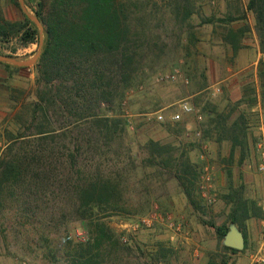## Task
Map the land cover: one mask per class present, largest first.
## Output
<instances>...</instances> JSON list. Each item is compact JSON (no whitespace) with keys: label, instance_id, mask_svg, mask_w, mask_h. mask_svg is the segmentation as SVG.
<instances>
[{"label":"trees","instance_id":"16d2710c","mask_svg":"<svg viewBox=\"0 0 264 264\" xmlns=\"http://www.w3.org/2000/svg\"><path fill=\"white\" fill-rule=\"evenodd\" d=\"M156 7L154 0H38L34 7L44 26V44L37 62L39 87L30 103L14 100L7 127L0 132V215L6 209L20 213L23 225L30 226L27 242L34 247L31 252L43 262L146 264L124 241L123 233L106 222L112 214L126 212V193L131 181L140 175L143 179L136 182L141 185L156 184L170 176L180 184L190 206L196 211L202 209L198 163L184 155L179 157L173 146L155 140L140 148L147 153L140 162L134 143L127 142L126 120L115 112L112 117L102 113L103 105L113 110L125 99L138 71L157 47L160 36L153 28L163 18L158 17ZM164 7L182 32L193 27L189 21L197 14L194 0H165ZM246 12L255 16L263 56L258 75L264 109V0H249L245 11L238 10L237 15L218 21L228 26L246 20ZM23 16V21L0 20L1 43L16 41L27 47L40 40L35 23ZM215 21L206 17L202 24ZM225 28L224 41L236 54L245 47L244 34L250 27L238 31ZM217 117L219 120L209 126L229 135L231 156L240 149L242 164L249 151L245 116L228 127H223L226 119L222 115ZM183 125L186 123H176V132ZM204 132L207 139L209 129ZM148 168L154 171L147 173ZM227 177L221 198L230 207L229 223L242 231L247 248L246 224L264 218V210L246 195L243 183H235L231 171ZM1 227L0 216V244ZM211 227L221 240L229 231V226ZM78 229L86 231L85 241L78 238ZM223 249L239 253L225 246ZM159 260L158 254L153 255L151 264ZM208 264L221 263L212 259Z\"/></svg>","mask_w":264,"mask_h":264},{"label":"rangeland","instance_id":"374dc122","mask_svg":"<svg viewBox=\"0 0 264 264\" xmlns=\"http://www.w3.org/2000/svg\"><path fill=\"white\" fill-rule=\"evenodd\" d=\"M22 1L27 12L36 17L34 7L38 0ZM154 2L157 5L158 17L163 18V21H158L160 23L155 24L153 28L158 37L160 36V39H156L157 47L152 50L138 71L136 81L130 87L131 89L126 91L125 99L120 104L116 103L113 110L112 107L103 105L102 113L112 117L115 112L126 120L129 125L127 142L134 143L140 162L147 157V153L140 148L150 140H155L164 145L173 146L179 157L184 155L185 158L189 157L192 162L198 163L200 166L198 191L202 209L196 211L190 206L180 184L170 176L161 178L156 184L141 185L136 182L143 179L140 175L137 180L131 181L130 189L126 193L128 198L126 212L112 214L106 222L117 232L123 233L128 243L141 257L142 262L146 264H151L152 256L157 254L160 258L158 264H208L212 259L221 264L224 260H227L228 264H249L250 252L261 241V223L264 218H254L247 222L245 227L247 248L237 254L223 249L224 239L219 238L211 224L215 227L231 225L228 220L230 207L221 198L226 192L228 171L232 172L235 183L245 185L246 195L250 199L256 201L262 209L264 206V183L257 170L259 155L256 148L261 123L264 122L259 75V99L262 112L259 108L254 113L251 111L258 106L253 85L246 87V97L242 103L239 102L236 105H245L244 108L240 107L239 114L235 113L236 106L232 107L228 113L217 111L219 102L226 96L222 91L223 84H218L219 81L216 80L224 74L221 68L226 70L229 67L234 72L236 68L246 66L251 60L249 58L258 54L261 55L260 60L263 57L255 32V16L253 13L246 12V20L235 21L227 26L218 19L237 15L238 10L245 11L249 0H194L197 14L189 21L193 27L190 30L184 28L182 32L181 25L167 13V8L164 7L165 0H154ZM23 14L25 13L22 10L21 0H15V2L0 0V20L4 18L13 22L23 21ZM206 17H214L215 24H202V19ZM225 27H231L233 31L250 27V32L244 34L245 47L239 51H246L251 57L237 59L239 51L235 54L231 46L224 41L227 34ZM41 39L44 44V32L42 36L40 35L38 42L27 47H21L16 41L0 42V52L18 60H29L37 55ZM14 48L17 49L15 53ZM212 62L215 63L214 70L210 67V65L213 66ZM17 68H6L0 64V132L2 133L7 127L6 118L13 112L14 100L30 103L37 96L39 87L37 63ZM176 70L181 73V78L175 81H160L161 77L171 75ZM184 100L189 101L199 114L203 113L201 114L203 121L199 123L194 115L182 117L181 122L189 123V125H183V129L178 133L177 128H174L176 123H172L170 117L179 112L178 104ZM159 112L164 115L165 122H158L155 118L149 120V115ZM218 114L226 119L223 127H228L242 115L245 116L249 151L242 164H240V149H236L234 156H231L232 141L229 135L221 134L214 125L209 126L213 120H219ZM8 127L12 131L15 130L14 125ZM198 129L203 131L204 136V129H209L207 139L203 137V140H198L194 136L193 133ZM204 146L207 148L205 149ZM202 153L205 155V161L199 158ZM60 154L62 157V150ZM205 165L214 168L210 183L202 177L205 176ZM153 171L152 168L147 169V173ZM147 185H149V191L144 190ZM51 197L50 193L49 198ZM156 207L160 209L163 217L171 215L174 221L181 225L182 231L178 234L174 233L168 228L166 221H156L151 228L140 227L137 230L132 228L142 218L149 216ZM0 216L3 232L0 263L48 264L37 257L35 252H31V248L34 249V247L27 242L30 240V226L23 225L20 213L13 209H6ZM126 225L128 228L124 227ZM60 230L64 231L65 228ZM77 234L81 241L87 237L86 231L82 229H78Z\"/></svg>","mask_w":264,"mask_h":264},{"label":"built area","instance_id":"2783aa9c","mask_svg":"<svg viewBox=\"0 0 264 264\" xmlns=\"http://www.w3.org/2000/svg\"><path fill=\"white\" fill-rule=\"evenodd\" d=\"M178 78H181V73L179 72V70H176L171 75H165L164 77H161L160 81H166V80L175 81ZM185 82H188V81H185ZM217 91L219 92L220 90L218 89ZM178 107H179V112L172 114L170 117V121L172 123L181 122L182 117L184 115H187V116L194 115L196 116L198 122L202 123L203 116L199 114L196 108L189 101L187 100L181 101L178 104ZM151 118H155V120H157L158 122H165V117L161 112L156 113L154 115H149V120ZM193 134L198 140H203L204 133L201 129L196 130ZM204 148L206 149L207 146H204ZM256 148H257V152L259 155V163H258L257 170L261 177V180L264 183V122L261 123L260 134H259V138L256 144ZM199 158L201 161H205L204 153L200 154ZM204 167H205L204 168L205 176H202V177L207 183H210L212 181V170L213 169L210 168L209 165L207 166L205 165ZM263 210H264V206H263ZM156 221H166L168 228L174 231V233L176 234L182 231L181 225L177 224L171 215H167L166 217H163L158 207H156L152 211V213H150L149 216L142 218L136 225H133L132 228L134 230H137L140 227L151 228L153 223ZM124 227L128 228V225ZM86 239H84V241ZM123 239L125 242L127 241L126 237H123ZM249 264H264V220L261 223V241L250 252Z\"/></svg>","mask_w":264,"mask_h":264},{"label":"crops","instance_id":"0c3cea01","mask_svg":"<svg viewBox=\"0 0 264 264\" xmlns=\"http://www.w3.org/2000/svg\"><path fill=\"white\" fill-rule=\"evenodd\" d=\"M238 58H249L251 57L250 54L246 51H239L237 54ZM261 55L258 54L257 56L251 57L249 59L250 62L246 66H241L240 68H236V71L232 72V69L229 67L221 68L223 70L222 76L220 78H217L216 80L218 84L222 85V91L223 94L226 95L225 99L219 102L218 104V112H225L228 113L232 107H235L240 101H242L246 97L245 89L249 85H253L255 88V98H258V106L251 109V111L254 113L259 108L260 112H262V107L260 103V86H259V79H258V63L260 61ZM213 63V62H212ZM214 64L213 66L210 65L211 69L214 70ZM216 71H220L217 70ZM217 84V85H218ZM240 107L244 108L245 105L236 106V112L237 114L240 113ZM183 117H189L187 115H184ZM185 123V122H184ZM188 126L189 123H186ZM214 169L213 167H210Z\"/></svg>","mask_w":264,"mask_h":264},{"label":"water","instance_id":"95a60500","mask_svg":"<svg viewBox=\"0 0 264 264\" xmlns=\"http://www.w3.org/2000/svg\"><path fill=\"white\" fill-rule=\"evenodd\" d=\"M21 5H22L23 12L38 26L40 30V35L42 36L44 32V26L42 25L40 20L37 17H34L27 12L24 2L22 0H21ZM42 49H43V41L41 39L40 49L34 58L22 61L14 57L0 54V63L9 64V65H13L16 67L32 66L36 64L38 60L40 59L41 54H42ZM245 244H246L245 237L242 231L239 229V227L236 224H231L229 227L228 233L224 237L223 245L225 247H228V248H231L237 251H243L245 249Z\"/></svg>","mask_w":264,"mask_h":264}]
</instances>
